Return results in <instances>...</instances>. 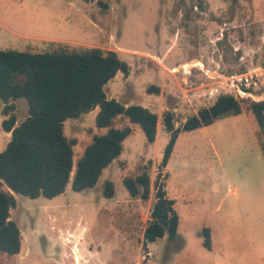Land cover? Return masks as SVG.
I'll return each instance as SVG.
<instances>
[{"label":"rangeland","instance_id":"1","mask_svg":"<svg viewBox=\"0 0 264 264\" xmlns=\"http://www.w3.org/2000/svg\"><path fill=\"white\" fill-rule=\"evenodd\" d=\"M61 46L117 51L130 74L119 72L105 91L156 112L157 137L147 142L138 124L118 116L114 126L132 132L94 187L74 191L69 183L53 198L15 194L11 217L21 229L22 248L17 255L0 253V264H77L76 248L80 264H264V131L251 99L240 102L239 114L181 130L219 98L209 95L221 89L219 73L264 66V0H0V49ZM14 102L20 123L28 103ZM3 106L0 99V151L11 138L2 128ZM97 111L65 121V134L76 140L75 162L94 135L107 131L96 126ZM167 111L181 131L164 166ZM144 171L151 179L147 199L131 195L123 182ZM107 182L114 186L111 198L104 193ZM160 185L176 200L178 235L146 243ZM204 228L211 247L204 244Z\"/></svg>","mask_w":264,"mask_h":264},{"label":"trees","instance_id":"2","mask_svg":"<svg viewBox=\"0 0 264 264\" xmlns=\"http://www.w3.org/2000/svg\"><path fill=\"white\" fill-rule=\"evenodd\" d=\"M119 72L124 76L130 74L128 62L117 51L100 47L61 46L40 52L0 49V99L6 116L2 128L11 133L6 147L0 151V253L17 255L22 248L21 229L11 217V209L17 206L15 194L53 198L65 192L69 183L74 191L98 183L104 169L123 153L124 141L132 132L130 126H114L118 116L138 124L147 142H155L159 123L156 112L141 104L125 105L108 97L105 85ZM153 88L160 92L159 87ZM19 98L28 103V116L20 123L14 102ZM240 105L233 97L222 95L210 107L187 118L181 130L210 125L223 115L239 114ZM95 108L96 126L107 131L94 135L75 162L76 140L65 134V121ZM250 110L264 130V100L252 101ZM164 125L171 132L162 159L166 166L181 130L175 127L171 111L165 113ZM123 182L131 195L149 197L148 171L125 177ZM104 193L109 198L114 196L111 182L105 184ZM175 204L165 185L158 186L151 218L144 230L146 243L165 236L177 237L180 218ZM209 231L204 228V244L211 247Z\"/></svg>","mask_w":264,"mask_h":264},{"label":"built area","instance_id":"3","mask_svg":"<svg viewBox=\"0 0 264 264\" xmlns=\"http://www.w3.org/2000/svg\"><path fill=\"white\" fill-rule=\"evenodd\" d=\"M219 67V61L216 62ZM208 74V72L206 71ZM221 77L220 86L212 88L209 95L220 97L222 95L231 96L238 102L245 100L260 101L264 100V66H259L242 73H233Z\"/></svg>","mask_w":264,"mask_h":264},{"label":"crops","instance_id":"4","mask_svg":"<svg viewBox=\"0 0 264 264\" xmlns=\"http://www.w3.org/2000/svg\"><path fill=\"white\" fill-rule=\"evenodd\" d=\"M181 57V56H180ZM187 58V56H183V58L182 59H186ZM165 65V64H164ZM165 67H170V66H167V65H165ZM165 69V68H164ZM170 70V69H169ZM119 74V73H118ZM118 74L116 75V77L118 76ZM170 74H172V73H169V77H170ZM155 84V83H154ZM157 86H160V85H157ZM160 89H161V92L163 91V87H161L160 86ZM260 126V125H259ZM262 130V129H261ZM264 131V130H263ZM11 134V133H10ZM176 145V144H175ZM174 148H175V146H174ZM174 151V150H173ZM172 154H173V152H172ZM172 156V155H171ZM171 158V157H170ZM169 161H170V159H169ZM169 161H168V163H169ZM168 163L166 164V166L168 165ZM179 218H180V216H179Z\"/></svg>","mask_w":264,"mask_h":264},{"label":"bare ground","instance_id":"5","mask_svg":"<svg viewBox=\"0 0 264 264\" xmlns=\"http://www.w3.org/2000/svg\"><path fill=\"white\" fill-rule=\"evenodd\" d=\"M75 258H76L77 262L80 264V263H81V254H80V252L77 250V248H76V250H75ZM78 263H77V264H78Z\"/></svg>","mask_w":264,"mask_h":264},{"label":"water","instance_id":"6","mask_svg":"<svg viewBox=\"0 0 264 264\" xmlns=\"http://www.w3.org/2000/svg\"><path fill=\"white\" fill-rule=\"evenodd\" d=\"M122 103V102H121Z\"/></svg>","mask_w":264,"mask_h":264}]
</instances>
